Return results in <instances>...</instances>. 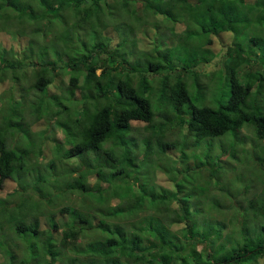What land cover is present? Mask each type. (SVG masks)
<instances>
[{
  "label": "trees",
  "instance_id": "trees-1",
  "mask_svg": "<svg viewBox=\"0 0 264 264\" xmlns=\"http://www.w3.org/2000/svg\"><path fill=\"white\" fill-rule=\"evenodd\" d=\"M0 31V264H264V0H0Z\"/></svg>",
  "mask_w": 264,
  "mask_h": 264
},
{
  "label": "rangeland",
  "instance_id": "rangeland-1",
  "mask_svg": "<svg viewBox=\"0 0 264 264\" xmlns=\"http://www.w3.org/2000/svg\"><path fill=\"white\" fill-rule=\"evenodd\" d=\"M63 27H65V25ZM0 33H3V34H0V42L3 45H5L7 47L10 46V47L16 48L15 38H13L9 34H6L5 32H2V31H0ZM211 39H212V43H211L210 48L215 53L216 57L213 59V61L210 64L205 65L202 68V71L211 70V69H213L214 63H218V62L222 61V59L224 60L223 56L225 53H227L228 48L230 47V41H229V37L227 36V34H221L220 36H212ZM144 40L146 41V42H144L145 44L146 43L151 44L154 40V37H152V34H149V36L145 37ZM230 65L233 68H238L241 75L248 71V64L245 61H238V62L232 63ZM211 77L215 78L216 76L212 75ZM152 78H154V84L157 83V81L159 80L158 79L159 77L156 78V76H154ZM221 80H223V75L220 76L219 74H218L216 80H211L212 85L211 86L209 85L210 89H209V93H208V95H210V97H211L212 91L216 92L217 96H219V94H221L225 90V88H223V84H222ZM203 81H205V82H201L200 85L203 86L202 87V89H204L203 93H205V91L208 90L207 83H206L208 81V78H204ZM7 87H8L7 85H3L0 89V92L5 90ZM157 97H158V93H157ZM206 97H208V96L206 95ZM164 114L170 116V113H167V114L164 113ZM155 121L156 122H160V121L162 122V121H164V118L160 114L155 113ZM144 128H145L144 124H138V125L133 126V129H132V136L135 137V138L134 137L133 138L138 141V145L141 147L143 145V141H142V139L144 138L143 136L147 135L146 134L147 132L145 131ZM44 129H45V127L42 126L41 122H38L32 126L31 132L33 134V139L36 140L35 146H39L42 143L43 138H42L41 132L44 131ZM168 129L169 130H167V140H176V139L180 140L183 137L184 132H185L184 130L183 131L180 129L178 130L175 127H173V128L170 127ZM55 137L57 139H61L62 134L60 132H57ZM248 142H249V140L247 139V143ZM21 143L24 144L23 139L21 140ZM26 143H28V142H26ZM247 146L243 145L242 148L247 149L248 148ZM204 149H206V148H204ZM179 152L180 151L178 149L173 150L172 155L174 157H177ZM149 159L153 160V159H155V157L152 155L149 157ZM40 161H41V164H44V161L39 160V162ZM183 165H185V163ZM191 175L192 174L186 175V177L188 179H190L192 177ZM149 178L154 184L160 185L161 187L172 188L171 182H169V180H168V176L158 168L153 169L152 171H149ZM14 188H15V183H13L11 180H7L3 184L2 189L0 190V198L4 197L6 194L12 192L14 190ZM43 221H44V219H43ZM44 228H45V225H42L41 229H44Z\"/></svg>",
  "mask_w": 264,
  "mask_h": 264
},
{
  "label": "clouds",
  "instance_id": "clouds-1",
  "mask_svg": "<svg viewBox=\"0 0 264 264\" xmlns=\"http://www.w3.org/2000/svg\"><path fill=\"white\" fill-rule=\"evenodd\" d=\"M228 35H229V34H228ZM228 35H227V36H228ZM228 37H229V36H228Z\"/></svg>",
  "mask_w": 264,
  "mask_h": 264
}]
</instances>
